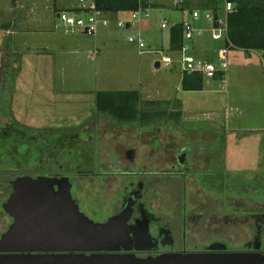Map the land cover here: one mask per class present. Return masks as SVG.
I'll return each mask as SVG.
<instances>
[{"label":"rangeland","instance_id":"rangeland-1","mask_svg":"<svg viewBox=\"0 0 264 264\" xmlns=\"http://www.w3.org/2000/svg\"><path fill=\"white\" fill-rule=\"evenodd\" d=\"M42 2L50 3V11H45L43 7L40 14L44 26L47 27L55 21L52 12L53 0ZM79 2L87 6L92 0H55V6L63 9L77 6ZM144 3L149 8V19L139 18L128 29L117 28L115 21L108 16L110 29L103 30L105 27H100L97 35L108 33L114 46L107 47L96 61L95 58H87L85 53L78 56L81 64L76 67L71 65V61L69 64L59 63V53H56V58L55 52L51 58L47 55L53 62V82L41 81L35 85L36 89L19 91V95L27 99L24 101L20 97L19 101H11L13 104L10 102L7 121L11 122L15 118L34 130L48 126L62 129L60 134L63 140L54 136L55 134L51 136L52 134L44 132L41 138L36 139L44 147L50 138L51 152L53 149L59 150L58 146L62 145L61 149L69 153V157L65 158L59 152L66 168L82 171L70 179L71 192L80 204V212L92 221L104 222L115 214L130 188H135V183L140 181L145 185L141 204L158 224L170 226L175 251H200L205 246L216 243L238 249L248 241L250 230L244 226V238H241L243 228L240 224L243 223V218L238 217L235 223V217H223L222 214L226 213L222 210L223 204L233 207L234 209L230 208L233 211H241L244 220L250 219L249 214L263 212L264 163L257 167L259 171L251 173L228 171L226 149L230 124L224 125V116L244 119L246 113L245 123L264 127V69L259 59L260 52L245 50L241 53L239 48L229 50V61L237 54H245L244 76L242 73L238 74L237 77H241L238 88H231L228 79L226 83L218 81L215 84L211 95L218 97V106L222 102L223 109L219 108L217 114L212 115L219 126L215 134L211 133L215 137L206 147L209 155H214L215 162L208 165L202 162L196 164L200 154L197 150L202 145L199 141L202 132L183 131L182 112L174 99L178 94V73L171 72L169 68L156 69L154 63L160 59L161 54L169 53V32L174 22L192 21L189 14L192 11H198L201 16L204 12L213 14L215 11L216 15H221L223 1L185 0L184 10L180 9L183 5L175 6L174 0H144ZM7 5V2H0V9H5ZM20 11L19 9L18 12ZM119 16L122 20H127L130 14L125 12ZM162 19L167 22L164 29L160 28ZM196 25L207 27L208 22L201 17ZM138 34L143 38L147 52L139 53L133 44L128 43L127 38ZM205 36L213 48L222 46L221 41L213 42L209 33ZM40 37L43 43L45 38ZM92 39L94 38H90ZM41 46L45 45L38 42L37 47ZM148 47L151 52H148ZM155 50L161 51V54L155 53ZM6 58L7 51L0 48V59L5 70ZM240 61L241 57L238 58V65ZM29 77V80H34L33 76ZM210 87L204 82L206 90ZM106 90L137 91L142 100V112H153V115L159 112L161 114L157 119H160L150 124L138 120H113L96 109L94 93ZM187 96L192 99L196 97L191 94ZM16 104L22 106L18 112ZM201 126L203 125H199ZM66 129L74 130L64 131ZM185 130H190L189 125L185 126ZM261 134L264 136V131ZM34 138L33 131L31 134L26 133L19 150L28 151L27 147L32 145L31 140ZM202 139L208 141L210 137L205 134ZM191 143L196 145H190ZM133 148L136 149V155L131 163L125 159V152ZM191 150L195 153L189 152ZM185 152H189L190 159L194 160L193 166L199 167L197 174H179L181 170L175 166L174 156ZM30 154L31 151L28 155ZM173 164L174 171L171 170ZM7 165L10 163H0V167ZM191 167L192 165L187 164L184 170ZM197 175L199 179H196ZM10 180H14L13 176L0 177V206L10 195V190L2 183ZM1 216L3 217L0 209ZM192 217L197 219L194 223L187 220ZM7 222L10 225V217L2 219L0 229H5ZM183 222L186 238H182Z\"/></svg>","mask_w":264,"mask_h":264},{"label":"water","instance_id":"water-1","mask_svg":"<svg viewBox=\"0 0 264 264\" xmlns=\"http://www.w3.org/2000/svg\"><path fill=\"white\" fill-rule=\"evenodd\" d=\"M154 67L159 68L158 61ZM126 160L133 162V151ZM178 160L183 166L186 159L182 155ZM11 186L2 204L12 223L0 238V264H264L258 253L214 252L225 249L221 244L205 252L137 256L135 252L154 249L157 243L146 225L138 235L136 226L128 224L141 198L139 189L124 199L117 214L94 222L79 211L67 178L20 176Z\"/></svg>","mask_w":264,"mask_h":264},{"label":"crops","instance_id":"crops-1","mask_svg":"<svg viewBox=\"0 0 264 264\" xmlns=\"http://www.w3.org/2000/svg\"><path fill=\"white\" fill-rule=\"evenodd\" d=\"M3 1L7 2L8 5L5 7V9H0V48L3 51H7V58L5 59V61H7L6 75H9L10 73L17 75L16 89L18 92L21 90L24 91L33 88L36 89L35 85L38 82L40 83L41 81H46L48 83L53 82V62H51L49 58L52 57L51 55L54 52L55 58L56 53H59V56H61V59H57L59 63L64 62L66 64H69L71 61V65L78 67L81 64V58H79L78 56L86 53L88 55L87 58L91 60L95 58L96 61L101 52H103L107 47L114 46V41L109 38L108 33H104L99 36L96 34L93 37L84 34L66 35L57 27L56 18L59 11H83L92 6V3L85 6L82 5L81 2H79L77 6L65 7L62 9L56 7L55 0H53L52 12L55 21L52 22V24H50L49 26L45 27L43 24L44 20L40 18L41 9L44 7L45 11H50V3L46 4L45 2H42V0H0V2ZM182 5L183 7L180 9L184 10V3ZM19 9L21 10L20 12H18ZM15 13L18 14L16 15ZM120 14L121 13L110 16L113 22L116 20H122L119 16ZM189 14L191 15V12ZM182 22L183 21L174 22L173 24ZM133 26L134 25H132L131 27ZM208 27L209 23L207 27H202L205 31L203 35L197 38V41L194 43L195 50L193 54L198 59L215 58L217 50L221 47L215 46L216 48H213L211 46L208 38H206L205 36L206 34H208H205ZM106 29L110 28L105 27L103 30ZM40 36H44L45 38V41H43V43L41 42L42 37ZM90 38L94 39L90 40ZM36 42H39V44L41 45L44 44L45 46H41L40 48H38ZM239 51L241 53H244L245 50L240 49ZM259 52V59L261 61L262 51ZM229 54L230 51L227 55L229 63L225 76V83L228 79L231 88H238V84L240 82L239 79L241 77L237 76L238 74L240 75V73H242V76H244L245 54H240V56H238L237 54L232 58V61H229ZM47 55H49V58L47 57ZM239 57H241L240 65H238ZM235 60L236 64H234ZM262 66L264 69L263 64ZM159 68L164 67L159 65ZM169 70L171 72L178 73H175L178 76V83L176 88V92L178 94L174 97V99H176L178 109L182 112L183 131L197 133L199 131L202 132L201 136L199 137V139H201L199 141L200 143L202 142V145L201 147H199L200 149L197 150L200 154L198 156V160H196V164H198L199 162H202L205 165H208L211 162L214 163V155H209V151H206V147L215 137L211 133L215 134L214 132L218 130L219 126L217 119H214L212 115L217 114L216 112L219 110V108L220 110L223 109V107H221L222 102L221 105L218 106V97L211 95L213 93L215 84L220 81V79L219 77H215L214 79L204 78L205 85L211 86L209 90H206L203 86L202 91H183L181 89V76L179 71L176 68H172ZM29 76H33L34 80H29ZM98 92L104 91H97L96 93H94V97H96V94ZM189 94L195 95L196 97L194 96V99L188 98L187 95ZM25 99L27 98H24V101ZM245 116H247L246 113H244V119L234 118V116L232 118L230 115L224 116V125L227 126V124H230L228 125L227 133L229 142L227 141L228 145L226 149V157L228 159H226V167L229 172L233 173H238L241 171H244V173H251L255 170L259 171L260 169H258L257 167L260 164L264 163V136L261 134L264 131V127L249 125L248 123H245ZM222 120L223 119H221V121ZM190 124H195L196 126L193 127ZM186 125H189L190 130H185ZM199 125L203 126L199 127ZM205 125H208L209 127H206ZM238 133H241V135L239 136ZM205 134L209 135L210 140L205 141L202 139L203 135ZM193 143H191L190 145L195 146L196 144L194 145ZM189 152L195 153L194 150H191ZM185 153L186 165L190 164L192 165V167L184 170L183 173H196L199 170V167L195 168V166H193L194 160L190 159V154H188L187 152ZM174 158H176V156H174ZM174 168V164L171 165L172 171H174ZM183 173L181 171L179 172V174ZM182 177L184 179V176ZM197 177L198 178L196 179L200 178L198 175Z\"/></svg>","mask_w":264,"mask_h":264},{"label":"flooded vegetation","instance_id":"flooded-vegetation-1","mask_svg":"<svg viewBox=\"0 0 264 264\" xmlns=\"http://www.w3.org/2000/svg\"><path fill=\"white\" fill-rule=\"evenodd\" d=\"M5 74H6V70L2 64V60L0 59V163H3V162L10 163V165L0 167V177L2 176L12 177L13 176L14 180L20 176H30L32 178H37L41 176L48 177V178H56V179L67 178L71 184L70 179L73 176H78V173L82 171H76L74 169L68 170L66 168L65 163L62 162L60 159L61 156L59 152L61 151L62 154L65 156V158L69 157L68 155L69 153L67 154L65 149L64 150L61 149L62 145L58 146L60 147L59 150L51 149L52 150L51 152L49 149V146H51V143H49V141L51 140L50 138H49V141H47V145H45L44 147L41 145L42 144L41 141L36 139V137L41 138L42 133L44 132V133L52 134L51 136L55 134L54 136L63 140L62 138L63 136H61L60 134L62 129H56L54 127L48 126L42 129L34 130V129H30L26 127L20 121H16L15 118L12 119L11 122L7 121L6 115L8 114L11 108L10 104L15 99L19 101L20 97H22V99H24V97L22 95H19L16 89L17 88V85H16L17 75L13 74V75L8 76ZM15 106L17 107L16 108L17 112L21 110L20 107L22 108L20 104H16ZM69 130H74V129H69ZM69 130L66 129L64 131H69ZM31 131L34 132V136H35L33 141L31 140L32 145L27 147L28 151L25 152V150H23L21 152L19 150L20 144L24 143L26 133L31 134ZM57 138L54 139V141L57 140ZM45 143H46V140H45ZM29 151H31L30 155H28ZM129 151H133V155L134 156L136 155V149L133 148V149L127 150L125 152V159ZM182 155L186 157V153H181L180 155L176 156L175 166H177L183 173L185 169V165H186V160L183 166L179 164L180 160H178V157H181ZM12 171L13 173H11ZM184 174H181V175H184ZM11 182L12 181L10 180V181H3L2 183V184H6L5 188L7 190H10V193L12 192ZM134 187L135 188L133 189L130 188V191L126 197H128L132 192H135L139 189L141 191V198L137 200L135 205L133 206L131 218L128 224L132 226H136L138 235L143 234L144 232L143 229L146 225L148 227V233L150 237L154 241L156 240L155 242H157L156 247L154 249L148 250L150 247H145L147 250H144L142 252L138 251V252H135V254L139 257H146L149 255L156 256L158 254L167 253V252L186 251L185 249H182L181 251H175L174 241L172 238H171L172 241L169 238V237H172L170 226L158 224V222L155 221L153 216H150L149 214H147V210L141 204L142 195L145 190V185L143 184V182L137 181ZM54 188L57 189L56 186ZM71 190H72V184H71ZM71 196L80 211V208H79L80 204L77 201V198L73 196L72 192H71ZM224 205L225 203L223 204L222 210L226 213L222 214V216L225 218H227L226 216L235 217L234 218L235 223L238 217H242L243 223H241L240 225L243 228V231H241L242 232L241 235L243 236L241 238H244V226H245L247 229L250 230L249 235H248L249 239L248 241L244 242V244H242V246H240L238 249L230 248V246L224 243L223 244L216 243V244L224 245L225 249L215 250L214 252L258 253L264 256V211L263 212L260 211L254 214H249L248 216H250L249 217L250 219L244 220V214H240L242 213L241 211H235V210L233 211L231 210V209H234L233 207H230L231 208L230 209L229 206H226L227 204L225 206ZM121 207L115 214H117L120 211ZM0 209L3 215V217L2 216L0 217V222H2V219H5V218L7 219L9 218V216L3 211L2 204L0 206ZM187 220L194 223V221H196L197 219L196 217L195 218L192 217V219H187ZM249 220L252 222H250ZM11 223H12V219H11ZM9 226L10 225L7 222L5 229H0V238L7 231ZM185 230H186V227L184 223L182 238H186L187 236ZM170 242H172V244H170ZM211 245H214V244H211ZM143 246H149V245H143ZM209 246H205L200 251H193V252L208 251Z\"/></svg>","mask_w":264,"mask_h":264},{"label":"built area","instance_id":"built-area-1","mask_svg":"<svg viewBox=\"0 0 264 264\" xmlns=\"http://www.w3.org/2000/svg\"><path fill=\"white\" fill-rule=\"evenodd\" d=\"M144 3V0H141ZM223 1L222 14H210L204 12L201 14L198 11L191 12L192 21H183V42L178 52L171 54H161V51L155 50V53H160V66L164 68H176L180 76L200 75L203 78H215L219 76L220 81L225 83V76L228 68L227 55L231 49V44L228 39L227 16L232 10V3L228 0ZM184 0H174L175 6H181ZM149 8L140 6L137 10L130 13L127 20H116L117 28L128 29L139 18L149 19ZM203 17L204 21L209 23L207 32L210 34V39L214 42L221 41L222 46L217 50L216 56L213 59H198L193 54L195 50L194 43L197 38L201 37L204 29L195 23ZM216 17V19H215ZM57 27L66 35L84 34L87 36H95L100 27H109L111 22L107 16L100 10L96 9L93 4L83 11L62 10L57 13ZM216 22V26L213 24ZM167 22L162 19L160 28H165ZM128 43L133 44L139 53L147 52L143 38L138 34L135 37L127 38ZM151 52V48H147ZM261 61L264 65V52L261 55Z\"/></svg>","mask_w":264,"mask_h":264},{"label":"trees","instance_id":"trees-1","mask_svg":"<svg viewBox=\"0 0 264 264\" xmlns=\"http://www.w3.org/2000/svg\"><path fill=\"white\" fill-rule=\"evenodd\" d=\"M232 10L227 16L228 39L232 48L264 52V0H228ZM93 6L106 16L129 12L145 7L141 0H92ZM183 7V6H182ZM216 14V11L213 12ZM183 42L182 23L174 24L169 32V53L174 54ZM219 76H216V78ZM204 78L200 75L181 77L183 91H202ZM142 100L137 91H104L96 94V109L113 120H130L150 124L159 120L161 113L142 112ZM165 116V113L164 115ZM125 117V118H123Z\"/></svg>","mask_w":264,"mask_h":264},{"label":"bare ground","instance_id":"bare-ground-1","mask_svg":"<svg viewBox=\"0 0 264 264\" xmlns=\"http://www.w3.org/2000/svg\"><path fill=\"white\" fill-rule=\"evenodd\" d=\"M160 65V64H159Z\"/></svg>","mask_w":264,"mask_h":264}]
</instances>
